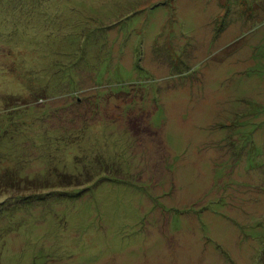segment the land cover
<instances>
[{"label": "rangeland", "instance_id": "rangeland-1", "mask_svg": "<svg viewBox=\"0 0 264 264\" xmlns=\"http://www.w3.org/2000/svg\"><path fill=\"white\" fill-rule=\"evenodd\" d=\"M3 170L0 264H264V0H0Z\"/></svg>", "mask_w": 264, "mask_h": 264}, {"label": "trees", "instance_id": "trees-1", "mask_svg": "<svg viewBox=\"0 0 264 264\" xmlns=\"http://www.w3.org/2000/svg\"><path fill=\"white\" fill-rule=\"evenodd\" d=\"M129 121L135 122L134 116H129ZM17 173L3 170L0 171V198L6 197L8 200L25 199L29 200L35 194L39 193L44 187L40 186V182L19 176ZM71 185L72 183H67ZM42 198V197H39Z\"/></svg>", "mask_w": 264, "mask_h": 264}]
</instances>
